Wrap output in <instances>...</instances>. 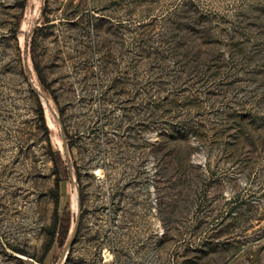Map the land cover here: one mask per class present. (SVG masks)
I'll return each instance as SVG.
<instances>
[{
  "label": "rangeland",
  "instance_id": "1",
  "mask_svg": "<svg viewBox=\"0 0 264 264\" xmlns=\"http://www.w3.org/2000/svg\"><path fill=\"white\" fill-rule=\"evenodd\" d=\"M0 264H264V0H0Z\"/></svg>",
  "mask_w": 264,
  "mask_h": 264
},
{
  "label": "trees",
  "instance_id": "2",
  "mask_svg": "<svg viewBox=\"0 0 264 264\" xmlns=\"http://www.w3.org/2000/svg\"><path fill=\"white\" fill-rule=\"evenodd\" d=\"M57 187H59V179H58V181H57ZM59 190H58V188H57V190H56V201L58 202V192ZM53 236L54 235H52V240L50 241V243H49V245H48V248H47V250L51 247V245L53 244Z\"/></svg>",
  "mask_w": 264,
  "mask_h": 264
}]
</instances>
